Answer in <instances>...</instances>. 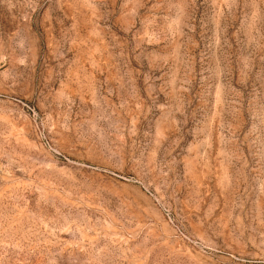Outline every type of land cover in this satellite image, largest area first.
Here are the masks:
<instances>
[{"label":"rangeland","instance_id":"1","mask_svg":"<svg viewBox=\"0 0 264 264\" xmlns=\"http://www.w3.org/2000/svg\"><path fill=\"white\" fill-rule=\"evenodd\" d=\"M0 264H264V0H0Z\"/></svg>","mask_w":264,"mask_h":264}]
</instances>
